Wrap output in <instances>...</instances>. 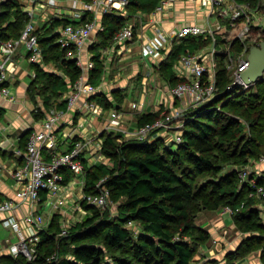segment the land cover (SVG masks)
Returning <instances> with one entry per match:
<instances>
[{
	"label": "trees",
	"instance_id": "obj_1",
	"mask_svg": "<svg viewBox=\"0 0 264 264\" xmlns=\"http://www.w3.org/2000/svg\"><path fill=\"white\" fill-rule=\"evenodd\" d=\"M161 1L128 0L126 9L132 12L139 9L149 12ZM239 1H248L253 7L259 3V9L264 12V0ZM117 13L114 9L103 14L104 30L97 34L100 38L97 45L110 46L115 33L126 24L122 20L126 18ZM91 19L89 13H85L79 21L64 17L52 18L48 27L46 23L43 28L36 29L42 62L33 65L35 77L28 92L35 102L38 110L35 116L39 119L50 108H66L63 95L80 76L75 59L67 56L69 49L56 43L58 32L55 29ZM28 21V14L20 0L1 2L0 41L14 37L18 39ZM184 39H181V44L186 46L180 44L176 47L177 50L172 51L174 57H170L169 62L160 64L161 72H165L166 67L178 56L209 42V39L200 36ZM263 41L264 36L253 41L249 37L243 40L236 38L230 43V49L239 53L244 46L248 45L251 49ZM218 56L217 94L186 113L188 119L181 129V142L176 144L175 149L166 146L159 138L137 141L124 139L120 134L101 133V152L112 161V165H87L85 162L83 190L96 194L100 189L106 188L109 199L117 204V213L112 214L109 207L101 211L98 207L83 203L86 210L91 211V215L71 227L67 235H57L53 231L55 228L52 231L40 230L36 258L28 261L24 257V264H191L196 245L209 238L208 231L197 227L193 222L197 204L218 210L224 202H228L232 212L237 211L236 217H240L243 230L246 235L249 234L242 239L243 247L235 250L237 256L251 252L252 244L264 243V236L256 231L263 228L264 224L260 210L255 207L256 198L249 196L251 187L240 182L235 174L237 172L220 174V164L225 160L235 159L241 167L263 156L260 152L264 151V75L254 84L257 86L256 92L246 98L248 105H243L245 94L226 93V87L231 83V73L224 65L226 54ZM92 61L94 67L88 72L87 82L92 87H97L102 81L105 64L99 54H94ZM169 75L173 78L172 74ZM180 81L174 79L172 86ZM88 99L99 103L104 109L113 107L111 101L100 92ZM158 113H142L137 126L154 121L159 117ZM30 132L25 136L21 150H25ZM43 154L44 159H49L46 150ZM205 172L220 174L224 180L218 182L210 179L199 188L195 187L190 176ZM67 175L69 174H65L64 182L68 181ZM255 180L264 187L263 175L255 177ZM53 222L59 225L57 215ZM129 222L140 226V232L135 238L127 227ZM58 230L57 228L56 231ZM98 230L102 245L91 242L73 244L84 237L95 236ZM187 238H192V241ZM42 250L43 255L40 254ZM50 253L53 255L49 258ZM231 254L228 253L227 257L230 258ZM47 259L51 261L46 262ZM260 261L264 264V250Z\"/></svg>",
	"mask_w": 264,
	"mask_h": 264
},
{
	"label": "built area",
	"instance_id": "obj_2",
	"mask_svg": "<svg viewBox=\"0 0 264 264\" xmlns=\"http://www.w3.org/2000/svg\"><path fill=\"white\" fill-rule=\"evenodd\" d=\"M4 0H0V3ZM59 0H31L32 7L27 11L29 21L26 23L18 39H9L0 41V97L11 98L9 95L8 84L12 79L17 63L14 60L18 49L22 46L25 49L26 61L30 64H41L42 55L38 44L36 29L43 28L52 18H63L52 16L43 25H38L34 20V10H42L46 7H55ZM176 0H162L155 8L154 12L162 11L164 8L172 5ZM74 5L80 4L78 13L74 16L78 19L85 13H89L92 19L79 24H67L59 27L56 43L62 48H67V56L74 58L76 66L80 70L79 78L69 87L64 99L66 108H50L44 112L43 129L40 131H31L28 135L25 150L16 149L15 155L20 161L19 166L12 172L13 178L20 185L17 191L19 200H27L31 205L40 204L47 208L58 209L67 204L68 199L72 202L78 199L85 204L98 208L107 206L109 192L102 188L96 194L84 192L85 186V162L88 165H95V154L102 148L101 138L96 132L83 133L84 123H76L79 132L75 136L71 134H61L56 131L67 111L75 107L76 102L81 95H85L83 108L87 113L85 120H98L103 118L102 131L106 133H115L136 139L137 141H153L154 135H150L154 130L161 132L168 130L173 118H179V114L184 109H175L171 114L160 113L159 117L152 122L137 126L134 130L123 127V113L114 107L104 109L102 105L88 98L97 93V88L92 87L87 82L88 72L93 69L92 60L82 63L81 57L83 49L89 43L93 33H100L104 30L102 21L98 18L112 10L122 11L126 8L128 0H73ZM207 15L204 24L188 23L175 28L168 33H163L159 29H154V42L145 45V53L153 54L156 48L163 47L173 40H181L191 36H200L203 39H210V48H202L195 52H186L179 58V63L184 70L181 77L183 80L175 84L170 89L172 98L183 101L186 110L197 108L208 102L217 94V75L218 52L216 47V36L221 29L220 26H214L211 19H227L231 24L241 21L242 27L238 31L236 38L243 40L250 34V22L259 15L258 19H264V12L260 11L259 3L253 7L250 2L239 0H206ZM38 25V26H37ZM134 38V25L125 24L113 36L112 49L123 47ZM257 43L255 47H259ZM248 46V45H247ZM244 46L241 51L242 56L235 61L236 55L226 54L225 67L231 73V83L227 85L228 91L236 89H247L255 83H245L241 74H243L250 65L248 60L249 47ZM240 53V52H239ZM186 74V75H185ZM131 109L142 111L138 103L132 102ZM160 109V108H159ZM35 113L38 112L35 108ZM99 132V133H101ZM157 132V133H158ZM156 133V134H157ZM181 134L177 135L173 142H181ZM66 143L67 147L60 149L59 144ZM46 150L49 159H44L43 151ZM264 161V159H262ZM65 173H70L73 179H77V188L81 194L78 197L70 194L71 187L75 183H66ZM241 181L247 180L251 191L250 197L264 198V187L258 185L255 179H249V173L246 169L239 173ZM16 201L5 199L0 201V213L9 214L1 220V223L17 236V242L11 244L9 249L12 255L24 256L28 261H33L37 255V245L39 243L40 224L36 221L31 212L18 219L12 214L16 206ZM129 222L128 224H130ZM61 235H66L67 230L61 229Z\"/></svg>",
	"mask_w": 264,
	"mask_h": 264
},
{
	"label": "crops",
	"instance_id": "obj_3",
	"mask_svg": "<svg viewBox=\"0 0 264 264\" xmlns=\"http://www.w3.org/2000/svg\"><path fill=\"white\" fill-rule=\"evenodd\" d=\"M20 1L23 3V9L25 12H27L33 5L31 0ZM188 7L189 6L186 5V0H176L172 5L158 12H154L155 8L149 12L142 11L140 9L132 12L126 8L122 11L117 10V14L119 16L126 18L122 19L124 24L126 23L134 25L133 40L123 47H116L114 49H112L111 46L101 47L97 45V43L100 42V38L95 32L92 34L89 43H87L83 49L82 58H84V64L87 61L92 60L94 54H99L100 59L104 60L105 69L102 77L103 81L96 88L98 92L103 93L106 98L111 101L113 104L112 108H114L115 104L117 103L114 99V94L116 92H119L120 95H123L122 102L120 104L121 106L123 105L125 98L128 97V93H131L130 99H128L125 107L123 108L122 106L120 109V111L123 113L124 128L132 131L137 127L138 122L135 123V120H132L130 123L132 126L129 124L126 125V122L128 121L126 115L129 116L128 118H132L134 114L139 112L131 109L130 104L132 102H136L140 107H143L144 111H140V114L153 112L155 108L157 109V107L163 108L164 111H168V108L171 107H178L179 109V105H181L183 102L182 101L181 103H178V105L174 104L173 101L175 99H173L170 95V89L172 87V83H174V79L183 80L181 74H184V70L179 63L180 57L178 56V58L174 59L172 63L166 67L167 69L165 72L160 71V64L165 61L169 62L170 57H174L172 51L176 49V47L180 45L183 40H173L170 43L165 44L163 47H158L153 54L145 53V45L155 41V34L153 32L154 29H159L163 33H168L169 31L184 24H204L207 14L203 15L202 22L201 20H198V17H194L192 13V16L189 15L190 8ZM197 7L199 8V6ZM79 9L80 4L75 6L73 0H59L55 7H46L42 10L35 9L33 17L35 22L40 26H43L50 17L55 15L64 17L65 19L71 21H79L84 15L83 14L80 19L74 16L78 13ZM36 14L37 18H35ZM98 20L102 21L101 17H99ZM211 21L215 22L213 19H211ZM49 23L46 24V27L49 26ZM55 30L58 32L59 28H56ZM181 45L184 46L185 44ZM92 46L93 48H91ZM210 46L211 43L209 41L207 44H205V46L197 48L193 51L195 52L202 48L208 49ZM133 53H135V57ZM25 55V49L21 46L14 56V60L17 63V68L8 84V90L11 86H14L15 96L13 95L11 98L0 97V200L12 199L16 201L17 204L12 210V214L18 219H21L32 212L37 220L40 217H44L45 220L46 216L51 217L52 213H54L57 215V220L60 221L59 224H61L66 215H71L74 206L72 199L74 198L68 199L67 204L58 209H45V207L40 204L31 205L27 200H19L17 191L20 185L12 176L13 170L17 168L20 163V160L12 151L21 149L23 140L29 131L42 130L44 121V115L42 119H38L35 116V102L28 94V88L35 77V70L33 66L34 64L28 63L26 61ZM122 63H125V67L132 70L130 75H126L125 71L123 72ZM25 65H28V67ZM114 67L115 69L117 68L116 71H114ZM49 68L51 69L52 66ZM159 72L161 73L162 79L158 76ZM169 74H172L173 78L170 77ZM20 75H27L29 77V83L22 85V87L19 84ZM133 78H137L138 80V88L136 91L134 89L135 86H132L129 83ZM123 89H125V91ZM66 93L67 92L64 93V97ZM85 100V95H81L76 102L75 107L67 111L65 117L62 119L61 124L56 127V131L60 132L61 134H71V136H75L79 132L77 129H75L76 123H84L86 121L85 115L87 113L83 108V103ZM28 105L30 108H27ZM5 114L8 115L5 116ZM93 121H97L95 122L97 123L95 126H92V124L89 123H87L86 126L84 124V128L81 129V131L87 134L89 132L93 133L95 131L101 132L103 118ZM59 147L60 149H64L67 147V144H59ZM6 154H9V160L4 159ZM86 164L88 165V163ZM262 168H264V165L262 164H256L255 167H253V172L256 174V177L262 175L264 176V169ZM68 174L69 175L66 176L68 178L66 183H75L77 179H73L72 175L70 173ZM77 192V183H75L74 186L71 187L70 194L76 197L75 194ZM262 208L264 209V207ZM262 213H264V211H262ZM60 214H62V217L59 216ZM8 215L9 214L6 213H0V227L3 228L2 231L4 236H7L4 239H2L4 236L0 239V264H18L17 259L22 256L12 255L9 249L11 244L17 242V236L1 223V220ZM225 216V214L223 216L217 215L215 218V223L221 224L223 222L229 221L230 218H226ZM41 230L43 229L41 228ZM229 240L230 239H226L225 241L220 240L218 242V248L222 246V243L225 242V244L228 243L229 248L227 247V249L224 251H230V249H232V244H230ZM244 264L261 263L259 259L256 258L254 263L251 262Z\"/></svg>",
	"mask_w": 264,
	"mask_h": 264
},
{
	"label": "rangeland",
	"instance_id": "obj_4",
	"mask_svg": "<svg viewBox=\"0 0 264 264\" xmlns=\"http://www.w3.org/2000/svg\"><path fill=\"white\" fill-rule=\"evenodd\" d=\"M186 5H188L189 6L188 8L191 9V10L189 9V11H190L189 15H191V13H192V15L194 17H198V20H201L203 22V15L207 14V12H208L207 6H206V0H186ZM197 6H199V8ZM260 11H262V10H260ZM258 17H259V15H257V17L255 19L251 20V22H250L251 29H250V34L248 37H249V40H251V41L258 39L259 37L264 36V19L261 20V19H258ZM35 18H37V14L35 15ZM212 19H213V21L215 20L214 17ZM241 22H242V20L241 21L239 20V21L231 24L230 22L227 21V19H218L217 22L216 21L214 22V26H220V28H221L219 30L217 36H216L215 50L218 52V55L222 54V53L223 54L236 55V56H234L235 61H237L238 58L240 56H242L241 52L236 53V52H233V49L232 50L230 49V43L232 42L233 39H236V36L238 35V31L242 27ZM209 41H210V39H209ZM133 55L135 57V53H133ZM226 59H227V57L224 60H226ZM81 61H82V63H84V58L81 57ZM217 61H219V56L217 57ZM19 66H20V64H19ZM113 66H115V65H113ZM122 66H123V72L125 71L126 75H130L132 73V70L125 67V63H122ZM26 67H28V65ZM116 70H117V68L115 69V67H114V71H116ZM158 76H159V78L162 79L160 72L158 73ZM102 81H103V78H102ZM28 83H29V77L27 75H24V76L20 75L19 76V84L21 87H22V85H26ZM129 83H130V85L135 86L134 89L136 91L138 88L137 87L138 86L137 78H133ZM166 83H168V82H166ZM14 89H15L14 86H11L9 88V95L10 96H13V95L15 96V90ZM256 89H257V86L253 85V86H251L245 90L236 89L234 91H229L228 94H233V95L245 94V95H243L244 100H243L242 104L248 105L247 104L248 100L246 98H248L249 94L250 95L254 94L256 92ZM123 90L125 91V89H123ZM130 91H131V89H130ZM245 91H246V93H245ZM122 96L123 95H120L119 92H116L114 94V99L116 100L115 102H117L115 104V107H118V109H121L122 106H123V108L125 107L128 99H130L131 93L130 92L128 93V97L125 98V101H124L123 105L121 106L120 104L122 102ZM156 96H155V98H156ZM157 98H158V96H157ZM170 98H169V100H170ZM173 102H174V104L178 105V103H181L182 101L175 99ZM185 105L186 104L184 102H182L181 105H179V109L183 108L184 111L179 114V116H180L179 118H173L172 119V122L169 125L168 130L163 129L161 132H158V130H154L150 134V135H154L155 139L159 138L160 140H162V142L171 149L176 148V143H174L173 140L177 135H179L181 133V131H182L181 129L183 127H185L186 121L188 119V118H186V113H188L192 109V108H189L186 110ZM234 106L237 107L236 104ZM27 108H30V106L28 105ZM175 109H178V107L168 108V111H164L163 108L157 107V109L155 108V110L153 112H157V113L159 112L158 114L160 115V113L162 111H164L165 115H168V114H171V112ZM142 111H144V110L142 109ZM6 115H8V114H5V116ZM140 115H141L140 112L134 114L132 117L133 119L128 118L129 116L126 115V118L128 119V121L126 122V125H128V124L131 125L130 123L132 122V120H135V123H136L138 121V118ZM95 122H97V121L87 119V121H85L84 124L86 126L87 123H89V124H92V126H95L97 124ZM133 124H134V121H133ZM95 132L101 138V141L103 143V137L101 136L102 132L101 133H99V131H95ZM122 138L129 139L128 137H125V136H122ZM101 147H102V145H101ZM101 149L97 152V154L94 155L95 159H96L95 163L97 165L98 164H104L108 167H111L112 161L108 160L107 157H105L103 155V153L101 152ZM255 149H259V148H255ZM258 151L260 152V150H258ZM12 152H14V151H12ZM261 153L263 154V156L261 155V157L258 160H251L247 165H241V167L238 164V162H236L235 159H228V160L223 161L220 164L221 165L220 174L225 175V174H229L232 172L233 173L237 172L235 174L238 175V178H239V173L242 170L246 169L247 173H249V179H251V180L255 179L256 174L253 172V167H255L256 164L264 165V161L262 160V159H264V151L260 152V154ZM8 155L9 154H6L4 156L5 160H9ZM262 169H264V168H262ZM220 174L212 175L211 173H208V172H205L203 174L193 173L190 176L191 177L190 180L193 182V185H195V187L199 188L203 183L207 182L210 179L217 180L218 182H221V180H224V179H223V177L220 176ZM257 177H261V176H257ZM240 182H241V180H240ZM242 182H245L249 185L247 180H244ZM77 191L78 192L75 194L76 197L80 196V194H81V191L79 188H77ZM254 198H256L255 199L256 201L254 200V203L256 202L255 207L258 210H260L259 214L261 215V218H262L261 220L264 224V213H262V211H264V209L262 208V207H264V198H261V197H254ZM73 203H74V206H73V211H72L71 215H66V217L63 219L61 224L56 225L53 222L56 215L54 213H52L51 217L46 216L45 220H44V217L43 218L40 217V218H38V220L35 218L36 221L40 224L39 227L42 228L44 231H46V230L52 231L55 228V230H53V231L57 235L61 232L62 228H65L67 230V233H68L70 231L71 227L75 226L77 223L83 221L84 218L91 215V211L86 210V208L83 206L84 204L79 199L77 201H74ZM85 205L88 206V204H85ZM106 207H109L112 214L115 215L117 213V204L115 202H113L111 199L108 200ZM106 207L97 208V209L103 211L106 209ZM235 213L232 212L230 205H228V202H224L223 206H221L218 210H212L210 208H205L204 206H201V204L196 205V211L194 213L193 222L197 227H201L205 231H208L209 238L207 241L201 242L200 244L198 243L196 245V252L194 254L193 261L191 262V264H244V263H251V262L254 263V260L256 258H258L260 261V256L262 255V252L264 250V246H263L264 243L262 245L252 244L251 252H249V253H241L240 256H237V254H235L236 253L235 250H239L240 248L243 247L244 243H242V239L245 236L249 235V234L246 235L245 231L243 230L244 226L241 224V222L239 220L240 217L237 218ZM224 214L226 215L225 216L226 218H230L229 221L223 222L221 224L215 223L216 216L217 215L223 216ZM59 216L62 217V214H60ZM58 222H60V221H58ZM51 226H53V228H51ZM127 227L130 229L132 236L134 238L140 232V226L137 223L132 222V223L128 224ZM57 228L59 229L58 231H56ZM2 229L3 228L0 227V239L4 236ZM256 231H260L261 235L264 236V227L258 228ZM99 232H100V230H98V232L95 233V236H88V237H84L82 239L76 240L73 244L91 242V243H94L96 245H102L101 237L98 236L100 234ZM250 233H252V232H250ZM5 237H7V236H4L2 239H4ZM226 239H230L229 242H230V244H232L231 245L232 249H230V251H227V252L224 250L227 249L228 243L225 244V242H224V243H222V246H220L218 248V246H219L218 242L220 240L225 241ZM187 240L192 241V238L191 239L187 238ZM14 241H15V239H14ZM16 241H17V239H16ZM232 242H234V243H232ZM41 252L42 253H40V254L43 255L44 251L42 250ZM230 252L232 254H231V257L228 258L227 255ZM52 255L53 254L50 253L49 258ZM20 256H22V255H20ZM22 257H24V256H22ZM22 257H19L17 259L18 264L26 263ZM48 261H51V259L50 260L47 259L46 262H48ZM260 263H261V261H260ZM29 264H36V263H29Z\"/></svg>",
	"mask_w": 264,
	"mask_h": 264
},
{
	"label": "water",
	"instance_id": "obj_5",
	"mask_svg": "<svg viewBox=\"0 0 264 264\" xmlns=\"http://www.w3.org/2000/svg\"><path fill=\"white\" fill-rule=\"evenodd\" d=\"M248 60L250 62L249 68L241 74V78L245 83H255L264 75V41L260 43L259 47L250 49Z\"/></svg>",
	"mask_w": 264,
	"mask_h": 264
},
{
	"label": "bare ground",
	"instance_id": "obj_6",
	"mask_svg": "<svg viewBox=\"0 0 264 264\" xmlns=\"http://www.w3.org/2000/svg\"><path fill=\"white\" fill-rule=\"evenodd\" d=\"M43 12V11H42ZM229 22V21H228ZM238 24V23H237ZM46 31V30H45ZM14 39H15V37H14ZM17 39V38H16ZM167 58H168V56H167ZM166 58V59H167ZM33 67V66H32ZM37 76H38V74H36ZM31 78V77H30ZM15 82V81H14ZM40 83V82H39ZM41 88V87H40ZM32 92V91H31ZM29 94V93H28ZM43 97H44V95H43ZM55 97V96H54ZM53 103V102H52ZM38 118V117H37ZM39 119V118H38ZM181 123V122H180ZM58 129V128H57ZM70 226V225H69ZM132 234V233H131ZM134 234V233H133ZM67 235V234H66Z\"/></svg>",
	"mask_w": 264,
	"mask_h": 264
}]
</instances>
